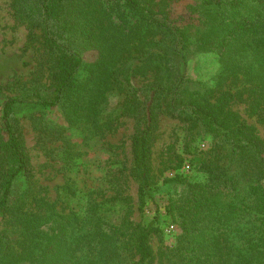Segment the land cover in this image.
Wrapping results in <instances>:
<instances>
[{
  "label": "rangeland",
  "instance_id": "rangeland-1",
  "mask_svg": "<svg viewBox=\"0 0 264 264\" xmlns=\"http://www.w3.org/2000/svg\"><path fill=\"white\" fill-rule=\"evenodd\" d=\"M132 1L66 0L56 8L51 31L82 66L59 103L46 106L35 101L51 99L60 72L38 0H0V189L15 167L3 123L11 98L26 100L12 114L30 166L0 209L6 259L139 264L129 242L154 221L149 264H264V164L196 113L200 104L213 112L224 132L245 123L264 157V61L247 41L252 32L223 25L218 0ZM149 12L178 19L177 48ZM148 104L154 127L142 200L133 141Z\"/></svg>",
  "mask_w": 264,
  "mask_h": 264
},
{
  "label": "trees",
  "instance_id": "trees-1",
  "mask_svg": "<svg viewBox=\"0 0 264 264\" xmlns=\"http://www.w3.org/2000/svg\"><path fill=\"white\" fill-rule=\"evenodd\" d=\"M66 0H38L35 7L37 13L39 12V19L42 22V27L44 31V43L47 48L54 52L58 57L59 66V78L58 84L55 89L50 92L51 99L39 98L35 102L38 104H43L46 106H52L59 103L61 98L66 94L70 86L72 85V80L75 74L81 68L82 59L80 55L73 51V49L58 40L55 34L51 31L50 22L53 18V14L57 7H59ZM134 6L139 7L136 0L131 2ZM216 6L224 8L225 12L221 15L222 24L226 25L228 28L236 27H247L248 30L252 32V35L248 38L250 44L256 42L259 54L262 55L264 61V0H218L214 1ZM223 4L224 6H221ZM149 19L154 26L162 31L169 37L170 42L174 48L179 46V43L184 39L181 36V28L178 24V19H170L165 16H156L155 14L149 12ZM203 23H208L205 18H200ZM252 40V41H251ZM255 47V48H256ZM175 52L179 54V50L175 49ZM162 89L160 85L152 89V94ZM153 101V99L151 100ZM23 103L26 100H19L17 98L9 99L3 108V123L5 126L6 139L5 143L11 156L15 160V167L13 170L7 172L3 178L0 189V209H7L11 203V198L13 197V187L15 181L22 174L30 173L29 160L23 150L22 135L17 128L15 118L12 114L13 105L15 103ZM152 103V102H151ZM199 116H202L206 124L207 129L213 134H222L227 139L232 140L233 145L238 148L244 147L250 149L254 154L255 158L258 159V164H264L263 148L261 146L259 138L250 132L249 126L245 123L240 124L237 128L230 129L224 132L222 126L224 124L219 117L200 104L199 110H196ZM154 127V116L151 110L150 104L147 105L145 113V126L140 130L133 141V156H134V166L135 172L138 180L140 181L141 199L149 195V174L150 168L147 162V139ZM223 131V132H222ZM238 151L232 150V154H236ZM187 215V214H184ZM118 228V227H115ZM158 228L154 226V221L150 222L149 225L144 226L139 230L137 236L129 243H132L139 252L140 259L139 264H149L153 257V252L148 244V237ZM35 239L29 241V252L34 251ZM10 246L9 238L4 232H0V263L2 259V264H10L7 260L6 250ZM31 256V253H30Z\"/></svg>",
  "mask_w": 264,
  "mask_h": 264
},
{
  "label": "built area",
  "instance_id": "built-area-1",
  "mask_svg": "<svg viewBox=\"0 0 264 264\" xmlns=\"http://www.w3.org/2000/svg\"><path fill=\"white\" fill-rule=\"evenodd\" d=\"M187 167L189 168V165H187Z\"/></svg>",
  "mask_w": 264,
  "mask_h": 264
}]
</instances>
